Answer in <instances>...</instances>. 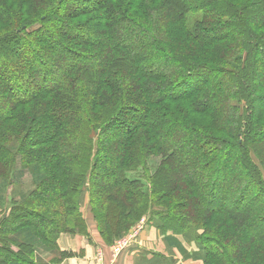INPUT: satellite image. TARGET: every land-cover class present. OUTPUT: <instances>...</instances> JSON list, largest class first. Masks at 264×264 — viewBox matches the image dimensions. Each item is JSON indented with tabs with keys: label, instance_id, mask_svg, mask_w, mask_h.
Segmentation results:
<instances>
[{
	"label": "trees",
	"instance_id": "16d2710c",
	"mask_svg": "<svg viewBox=\"0 0 264 264\" xmlns=\"http://www.w3.org/2000/svg\"><path fill=\"white\" fill-rule=\"evenodd\" d=\"M6 1L0 0V23L9 26L0 32V187L13 186L30 168L38 186L31 200L26 194L5 200L11 206L0 219V264H32L5 231L33 253L40 246L52 252L49 264L75 257L57 250L56 242L62 233L89 237L78 206L85 193L105 246L142 218L196 246L190 256L177 243L184 259L202 264H240L222 243L228 220L238 226L230 243L240 253L263 246L264 236L254 228L264 230V207L257 206V214L250 208L231 214L202 192L212 190L219 171L231 170L252 175L264 201V144L258 137L264 124L254 116L257 90L251 84L262 79L264 99V65L260 73L251 66L256 54L264 55V0ZM240 21L242 32L235 30ZM130 38L126 49L120 40ZM142 39L158 45L166 61L155 64L146 54L136 59L133 47ZM257 112L262 116L264 104ZM116 125L130 134L110 160L102 146ZM174 127L196 139L200 169H179V143L163 147ZM231 143L238 153H226ZM103 159L112 169L96 176ZM150 159L160 165L148 167ZM163 175L172 178L168 191L154 196ZM96 177L108 181L100 212ZM116 212L118 221L107 219Z\"/></svg>",
	"mask_w": 264,
	"mask_h": 264
},
{
	"label": "rangeland",
	"instance_id": "374dc122",
	"mask_svg": "<svg viewBox=\"0 0 264 264\" xmlns=\"http://www.w3.org/2000/svg\"><path fill=\"white\" fill-rule=\"evenodd\" d=\"M13 0H8L6 1L4 4L5 6H10L11 2ZM184 1V0H182ZM184 3V2H183ZM6 9H8L7 7H5ZM13 12L15 13V9L18 10L19 8L17 7V5L12 7ZM10 11V10H9ZM8 11V12H9ZM23 19V18H22ZM241 23H237L235 26V30H239V32L244 31V25L243 22L240 21ZM7 28H9V26L0 23V32H5L7 30ZM133 38H130L129 42L124 43L123 40L121 45L124 46V48L128 49L130 47H132L131 42H133L132 40ZM135 54V57L137 56L136 59H139V57H141L143 54H146L153 60L155 61V64L157 63H161L163 61H166V57L164 55H162V50H160V47L157 46H150L146 45V42L144 41V39H142L139 42V46L138 47H133V52ZM164 56V57H163ZM141 65H143V62H141ZM264 65V55L262 54H256L254 56V63L251 65L252 68H257L258 72L261 70L259 66ZM260 73V72H259ZM258 73V74H259ZM261 83H262V79L260 77L256 78L254 81H252L251 79V84L254 85L253 87H255V89L257 90L254 94L253 97V101L255 103L256 108V112L254 114L255 118L258 119L264 124V112H262V116L257 112L259 109V106L264 104V99H260L259 95L262 92L261 89ZM190 87V86H188ZM259 100V101H258ZM186 109V104L183 105ZM1 108L5 111L6 110V105H2ZM261 116V117H260ZM129 119V118H128ZM197 120H201L202 118L198 117L196 118ZM204 119L208 120L207 117H205ZM131 120V119H129ZM129 122V121H128ZM133 123V122H132ZM196 124H198L197 122L194 121V126H196ZM200 126H205V125H201L198 124L197 127ZM118 130H121V128H119L118 125H116V127H112L107 133L106 136L104 137L105 143L103 144V149L105 151V148H107L108 150V158L111 160L112 158L117 156L118 150H120V146H121V141L123 136L129 135L130 133H123V131L119 132ZM119 134H118V132ZM172 134L173 135H169V137H167V140L164 141V146L165 148L170 147L171 145H174V143H179L180 147L176 146V156L178 157L177 159L181 162V167H183V169H181V167L179 168L180 170L183 171H188L189 169L192 170H197L200 169V165H199V160L197 157L194 156V151H193V143L196 141V139L194 137H190L191 134H187L186 132L177 129L176 127H174V129L172 130ZM214 134V133H213ZM170 136L172 137V139H170ZM224 137L223 135H219ZM259 137V143H261L262 145L264 144V131H260V136ZM19 139V138H17ZM79 140V139H78ZM16 141V140H15ZM233 141V140H232ZM105 147V148H104ZM229 148L232 150V152H229L231 150H226V153H228L229 155H232V153H238V150L235 148V145L232 143L230 144ZM261 148V147H260ZM254 150L250 151V158L252 159L253 162L256 163V158L254 156ZM106 154V153H105ZM264 154V153H263ZM104 156V154L102 155ZM108 159H103L101 161L98 162V164L95 167V173L96 176L98 175H104V173H107L108 171H110L112 169L113 164L111 162L107 163ZM23 162V158L22 156L17 158L15 167L13 168V171H15L12 180L16 179L17 173H18V169L20 166V163ZM149 163H147V166L151 165L152 168L156 167L157 164L160 165V160L158 159H150L148 160ZM19 165V166H18ZM148 166V167H149ZM150 166V167H151ZM178 169V171H179ZM150 170L152 171L153 169L150 168ZM230 173L226 174V171H219L218 172V176L216 177V183L215 185H213L212 190L209 189V191L204 190V192H202V197L209 199L211 201V198L214 197V201L212 200L213 203H217L215 206L219 207V206H224L225 211H228L229 213H233L234 210H242L244 208H250L251 212L253 214H257L256 213V209L257 206L258 207H264V201H263V196L260 195V191L259 189H256L254 187V183H250L251 181L253 182V176L252 175H247V178L244 175H239L238 176H234L232 173L231 174V170H229ZM139 174H141V172L139 171ZM137 172H133V175H135L136 177H138L137 175H139ZM163 174V173H162ZM173 175V173H172ZM166 175H163V179H161V183L158 184V186L154 189L155 191H152L153 195H161V193H166L168 191V187L170 186V180H172V178H168L165 177ZM243 176V181L245 179H247V182H242V177ZM245 177V178H244ZM11 177L10 175H8L7 180H10ZM96 180L94 181V188L100 190L101 195H99L97 198L95 197L96 200V204L99 202L98 208H99V212L102 211V203L104 202V190L106 188V183H108L107 180H103V179H99V178H95ZM37 178L35 179L34 175H33V171L30 168V171H28L27 173L25 172V174L19 178V180H15L13 186H9L10 182H8V185L4 188L0 187V219L3 217L4 214L7 213V211H9V207L10 202L5 200H14V201H18V199H20V196L23 194H26L27 197L31 200L33 198V192L36 190L38 185H35V182H37ZM173 181H175V177L173 175ZM12 182V181H11ZM96 189V190H97ZM238 192V193H237ZM211 193H214L213 195H211ZM236 193V194H235ZM242 194V196H241ZM211 195V196H210ZM88 194L85 193V195L83 196V198L81 199L80 203H79V212H80V217L81 219H83V221L86 222V226H87V235H89V237H84L82 235H77V236H72V235H68V234H60L58 235L57 238V242H56V246H57V250H59L60 252H65L66 250H60L59 246H58V242L60 240V238L64 237L66 239H69L71 237L77 238V237H82L84 238L85 242L87 244H89L90 246H93V240H92V236L88 233V219H90V207L88 206ZM225 201H227L228 203L225 204ZM8 203V204H7ZM5 204H7V208L4 209ZM253 205H255L253 207ZM214 206V207H215ZM216 208V207H215ZM7 209V211H6ZM158 211H160V209H158ZM111 213V212H110ZM109 215V216H108ZM107 215V219H113L118 221L119 217H118V212H116V217L108 214ZM84 216L87 218V221L84 220ZM258 216H262V215H258ZM144 218H142V220L138 223H136L134 225V228L130 229V231H133L134 229H137V226L139 224H141V222H143ZM229 222V226L225 227V231L227 232V237L222 241L223 245H225L227 247V251H228V255L231 257L230 259H233V261H240V264L242 262H244L245 264H249L250 261L254 262L252 264H264V244L263 246H260L262 244H258V245H253L252 248H250L248 251H246L245 253H240V251H238V248H236V245H232L230 242V240L232 239L231 236L235 235L236 233H239V229L238 226L233 223V225L230 224ZM10 226H12V223H9L8 225L5 226V228H3V231L8 229ZM96 229V226H95ZM255 234L256 235H260L261 237L264 236V230H262L260 227H255ZM6 232V231H5ZM4 232V236L9 237L11 240V242L14 244L15 249H21L22 250V254L23 256H27L31 261L32 264H49L52 262V259L55 258V255L52 254V252H47L44 249L43 246H40L36 251L31 252L30 251V247H28L27 245L24 246H19V241L15 240V238L12 236V233L10 232ZM97 232V231H96ZM129 232L126 233H122L124 234L120 239L125 238ZM101 239V237H100ZM119 240H116L113 242L112 245L107 246L111 249V251L113 252V246L115 245V243H117ZM102 240V239H101ZM103 242V241H102ZM45 247L47 246L45 243L42 244ZM104 245V243H103ZM105 246V245H104ZM194 246V245H193ZM48 247V246H47ZM43 248V249H41ZM196 248V246H195ZM67 252H71V251H67ZM73 253V252H72ZM195 252H192V254ZM78 256V255H77ZM77 256H75L77 258ZM256 256V257H255ZM7 257V256H6ZM79 257V256H78ZM242 257V258H240ZM74 258V257H72ZM101 258V257H100ZM8 259V258H7ZM6 259V260H7ZM65 259H71V258H64L63 260H61V262L59 264H61ZM191 260H194L193 258ZM254 260V261H253ZM199 261V260H198ZM201 262V261H200ZM202 264V262H201Z\"/></svg>",
	"mask_w": 264,
	"mask_h": 264
},
{
	"label": "crops",
	"instance_id": "0c3cea01",
	"mask_svg": "<svg viewBox=\"0 0 264 264\" xmlns=\"http://www.w3.org/2000/svg\"><path fill=\"white\" fill-rule=\"evenodd\" d=\"M84 220L87 221L85 216ZM87 222L93 246L87 244L82 237L60 238V250L71 251L79 256L65 259L61 264H201L198 260L184 259L177 247L179 243L192 256V252L196 251L193 244L187 245L181 236L164 235L147 218L125 237L128 244L119 256H113L111 249L103 245L91 216ZM167 237L174 241L168 242Z\"/></svg>",
	"mask_w": 264,
	"mask_h": 264
},
{
	"label": "built area",
	"instance_id": "2783aa9c",
	"mask_svg": "<svg viewBox=\"0 0 264 264\" xmlns=\"http://www.w3.org/2000/svg\"><path fill=\"white\" fill-rule=\"evenodd\" d=\"M142 223H144V220H143V222H141V224ZM127 244H128V239L127 238L120 239V241L115 243V245L112 247L113 248L112 255L113 256H119L120 252L125 249ZM100 261H101V258H100ZM100 264H102V263H100Z\"/></svg>",
	"mask_w": 264,
	"mask_h": 264
}]
</instances>
